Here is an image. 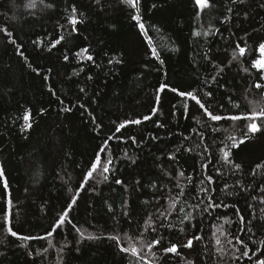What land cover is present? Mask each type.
Listing matches in <instances>:
<instances>
[{"label": "trees", "instance_id": "16d2710c", "mask_svg": "<svg viewBox=\"0 0 264 264\" xmlns=\"http://www.w3.org/2000/svg\"><path fill=\"white\" fill-rule=\"evenodd\" d=\"M29 2L0 0V28L13 34L9 37L0 31V163L4 167V176L0 177V224L10 193L14 230L22 235H44L70 197L83 187L71 215L77 227L100 239L77 245L79 237L74 231L57 230L52 239L56 248L39 255L48 248L47 241H20L0 227V264H58L60 258L64 264H130L132 258L105 237L118 233L136 240L155 239L156 233L143 230L147 217L167 208L169 197L179 199L177 211L181 207L192 211L189 205L200 201L204 197L200 188L208 186L201 185V176L212 175L216 181L212 185L216 191L209 195L217 201L236 204L246 219L251 214L248 204L256 205L259 212L258 201L249 197L258 195L257 186L264 176L254 178L250 172L257 163L264 162V132L232 150V159L242 166L234 172L220 159V140L227 134L240 139L245 122H237L235 129L230 123L221 124V131L214 134L204 130L202 139L193 131L202 130L205 119L195 102L167 88L163 92L158 89L162 84L188 91L211 89L215 97L213 107L222 103L226 111L232 112L238 110L229 103L228 96L240 103V110L264 106V89L247 91L257 79L255 70L251 74L243 70L260 57L264 0H214L215 6L199 18L194 0H142L141 12L163 64L151 55L147 40L119 0H102V10L92 0H45L53 3V8L35 0V9L27 7ZM72 4L86 15L84 22L77 25L78 34H70L66 20L65 9ZM226 17L230 19L226 21ZM197 31L208 34L196 36ZM61 35L65 39L48 51ZM13 39L16 44L10 42ZM244 42L248 46L245 56L233 61L235 45L244 46ZM17 45L21 47L18 49ZM84 47L89 48L93 61L75 55ZM65 54L67 61L63 59ZM214 64L224 69L216 83L211 80L218 71ZM205 81L209 83L206 85ZM249 101L253 103L250 105ZM184 104L189 106L187 112ZM65 107L72 111H62ZM153 109H158L155 115ZM146 115L152 118L144 121ZM93 117L101 125L98 131H94ZM131 119H141L142 123L129 124L116 133L122 139L107 140L113 160L109 180L103 184L92 180L82 184L99 147L113 135L117 125ZM29 123L31 128L27 127ZM133 136L135 142L130 139ZM187 148L193 151H186ZM173 154L175 160L169 158ZM203 163L208 164L207 169L201 167ZM216 169L223 173L219 179ZM180 171L185 177H192L191 183L178 178ZM116 179L124 184H116ZM237 180L246 185L254 181V190L239 195H225L221 191L227 182V191L234 192L231 185ZM181 188L185 195L177 197ZM206 203L203 199L201 209ZM124 210L130 217L123 215ZM197 212L199 215L194 212L196 219L192 221L196 227L185 225L184 233L175 228L161 229V244L166 247L169 241L181 243L185 236L193 235H201L203 240L194 241L191 249L180 248L181 255L163 256L159 264H185L186 260L194 264H255V256L252 261L246 257L235 261V249L227 245L224 237L221 240L227 255L221 260L215 254L213 233L226 217L238 220L233 208ZM182 215L174 212L171 222L179 225ZM217 215L220 219H216ZM224 228L237 232L236 224ZM254 231L257 236L252 239L264 238L259 227H254ZM237 234L245 240L249 236L246 231ZM76 247L80 250L75 251ZM249 247L260 254L256 244L249 243ZM61 248L63 252L59 251ZM157 255L161 253L157 251Z\"/></svg>", "mask_w": 264, "mask_h": 264}, {"label": "snow or ice", "instance_id": "6c2138e0", "mask_svg": "<svg viewBox=\"0 0 264 264\" xmlns=\"http://www.w3.org/2000/svg\"><path fill=\"white\" fill-rule=\"evenodd\" d=\"M94 5L100 7L102 10L103 3L102 0H92ZM141 2L142 0H119V4L128 10L129 18L135 22V26L139 29L140 33L145 37L147 40V43L150 48L151 55L160 61L161 64H163V60H160L159 52L157 51L156 47L153 46V40L151 38V35L149 34V26L146 25L144 21V17L141 12ZM240 2H243V0H240ZM194 3L197 7V18L201 17L202 15L206 14L207 11H210L214 6V0H194ZM232 3H237V0H232ZM40 4L44 5L46 8H53L55 5L53 3H45V0H40ZM30 9H35L37 7V4L35 0H31V2L27 5ZM152 7H156V5H152ZM229 12H232V9H228ZM66 12V20L67 24L70 26V34H78L79 30L77 28V25L82 24L84 22V19L86 18V15L84 12H81L75 4L70 5L68 8L65 9ZM227 19H230V17H226ZM61 27H64L61 25ZM0 31L4 32L7 36L11 37L13 34L7 30V28H0ZM196 36L200 35H207L208 32L201 33L200 31H197L194 33ZM64 36L61 35L58 39L55 40L54 43H52L51 47H49L48 51H51V48L56 47V45H59L63 40ZM13 44H16V40L13 39L10 41ZM33 43H36V41H33ZM42 44V41L40 42ZM21 45H17V48L19 49ZM247 43L244 42V46H241L240 43H237L235 45V50L232 53L231 59L233 61H239L241 60L247 51ZM258 51L261 54V57L259 59H253L251 61L250 68H244L243 70L246 73L251 74V70H255V73L257 74V79L253 82L251 87L247 90L248 92H251V89L254 88L256 90L264 89V42H261L258 44ZM20 55L23 56V52H20ZM76 56L80 57L81 60H88L93 61L94 57L89 54V48L84 47L81 48L78 52L75 53ZM63 59L67 61L69 59L68 55L65 54L63 56ZM210 59V57H209ZM25 60H27V57H25ZM119 63L120 61H113L109 60V63ZM31 66V65H30ZM213 67L217 69V75H213L211 80L213 83L217 82V76L222 74L224 69L221 68L219 65L214 64ZM34 71H37L36 69H33ZM48 72H51V69H48ZM47 78V77H45ZM91 79V77H88ZM209 82L205 81V84L207 85ZM168 89L169 91L175 93L179 97H183L185 99H190L195 102V105L197 106V111L200 112V115L204 117V123L201 124L202 130H195L197 131L198 135L203 139L204 137V130L210 132V133H218L221 131V124H229L232 129H235L237 127V122L244 121V128L241 130V138L237 139L235 135L227 134L225 139L220 140V143L223 145L221 148V157L220 159L223 161L224 165L230 166V168L234 172H239L242 168L241 164L236 163L232 159V150L235 148H238L240 144L245 143L247 140H250L252 136L264 132V106H253L249 107L247 110H240V103L233 101L231 96H228V101L230 104H233L234 108L238 111L232 112L231 110H225V106L222 103L216 104L215 107H213V104L215 103V97L213 94V90L209 89L208 91H203L201 89H197L195 91H188V90H180L177 87H171L166 84H162L160 88L158 89V92H163L165 89ZM81 92L84 91L83 88L80 89ZM247 99V96L245 97ZM160 97L157 95L156 97V103L159 104ZM61 103H63L61 101ZM253 102L249 101V104L251 105ZM80 107H83V105H80ZM188 105L184 104L185 112L188 111ZM158 109H153L152 115L156 114V111ZM64 112H71L72 109L70 107H65L62 109ZM152 115H146L143 117L144 121L150 120L152 118ZM25 120L28 119V116L24 117ZM199 118H197V123H199ZM93 123L96 124L95 118L93 117ZM142 123L141 119H131L126 120L119 125L116 126L115 131L112 136H109L106 138L105 142L99 147L98 152L95 154L94 159L90 163V167L88 168L87 172L84 174L82 178V184H87L89 180L94 181L96 184H103L109 180V175L112 172V165L113 160L111 158V153L109 151V146L107 143V140L112 139H122V136H117L116 133H121L123 129H125L129 124L132 125H139ZM31 123L27 125L28 128H31ZM158 127H163L164 125L158 124ZM101 128L100 124H96V127L94 128V131H98ZM226 132L228 130H225ZM155 138V137H153ZM130 139L135 142V137H130ZM185 139H189V137H185ZM199 147V145H197ZM186 151H193L192 148H187ZM172 160H175V154L169 157ZM133 163H135V160H132ZM202 168L207 169L208 164L203 163L201 165ZM217 172V178L223 176V173L219 171V169H216ZM250 175L252 177L257 176H264V162L257 163L254 168L251 169ZM4 176V167L3 164L0 163V177ZM178 178H183L187 180L189 183H191L192 177H185L184 172L180 171L178 174ZM254 182V181H253ZM250 182L247 185L244 184L241 180H237L235 184L231 185L233 189H235L234 192L229 193L227 189L230 187L227 182L224 183L223 188L221 191L225 193V195H239L240 192L249 193L253 191L252 183ZM116 184L123 185L124 181L120 179L115 180ZM137 184H139V181H136ZM201 185H204L205 183L208 185L207 187H201L200 192L204 193V197L198 201L195 204L189 205V207L192 209V211H185L182 207L177 211V205L179 204V199L176 197H169L170 203L167 208H165L163 211H159L158 209V215L156 213H153L147 217V220L145 222V226L143 227L144 232H154L157 234V237L151 241H146L142 237L139 240L134 239L132 236H126L122 237L120 234H114V235H108L105 237V239L114 241L117 248L127 255H129L132 260H130V264H154V261L156 264H159V261L162 259L163 256H167L168 254L173 255H181L180 248H187L191 249L194 245V241H202L203 236L201 235H193L190 238L188 236H185V241L181 243H175V242H168V246L164 247L161 244V241L164 239V237L161 235L160 230L161 229H176L180 233L185 232V225H191L192 227H196V225L192 224V221L196 219V215L193 213L196 212L197 215H199V212L197 210H200L202 212H208L210 209L215 210L219 209L221 207L228 208L231 207L234 209L235 214L238 216L237 221H233L231 218H225L223 220V223L216 226V231L213 233V236L215 237V254H218L220 259L222 260L226 255L227 252L225 251V247L222 246V240L221 237H224V240L226 241L227 245H231L232 248L235 249V251L232 253V258L235 261H239L242 258L246 257L249 261H252L253 256L256 257L255 264H264V238L252 239V237L257 236V232L254 231V227L260 228V236H264V181H262L258 186V195H253L249 197L251 200L258 201L259 212H257L256 205L248 204V208L251 209L250 216L246 219L245 215L241 212L240 208L236 204H227L223 200L217 201L212 195H209V193H213L216 191L215 188L212 187L213 184L216 183L215 180H213L212 175L201 176L200 178ZM177 187H180L179 183L176 185ZM4 187L7 189L8 184L7 181H4ZM80 191H83V187L79 188L76 193L70 197L68 203L66 206L57 214V218L55 222L50 225L49 229L46 230L44 235H22L17 230H14V226L12 223L13 215H12V199L11 194L8 193V200H7V211L4 216L3 224H0V227L4 228L6 230L7 235H10L11 237L16 238L20 241H47L48 242V248H45L43 252L38 253L39 255H44L48 252V249H55L56 245L52 243V239L55 238L57 234V230H65L70 229L74 231L79 239H77L76 244H82L84 241H92L100 239L99 236L93 235L90 233L86 234V229H82L81 227H77L76 223L74 222V217L71 215L73 212L74 207L77 205V200L80 197ZM95 191V189H93ZM185 195L183 189L181 188L180 192L177 194V197H183ZM203 199L207 200V203L204 205V207L201 209V203L203 202ZM186 202V201H185ZM125 208H127V202H124ZM109 211H111V207L109 206ZM177 213L179 216L180 213H183L182 217L179 219V225H174L171 222V217L173 216V213ZM123 215L126 217H130V213L126 210L123 211ZM155 216V219L153 218ZM216 219H220V215H217ZM253 221H256V225L253 224ZM118 223V221H117ZM236 224L237 232L234 233L231 230H226L224 228V225H232ZM247 232L249 234L248 239L245 240L242 238L241 235L237 234L240 232ZM233 241H235V244H233ZM249 243L256 244L258 246V250L260 252L259 255L256 254V252H253L252 248L249 247ZM236 245H239V247H236ZM27 247V245H24ZM160 246V247H158ZM65 248L68 247L66 244L64 246ZM153 249H157L161 253L160 256L157 255V251H153ZM75 251H79V247H76L74 249ZM60 252L64 251V248L59 249ZM239 253V255H236L235 253ZM145 253H148L149 255H145ZM249 253H252L250 255ZM0 255H3L2 252H0ZM31 255V252L29 253ZM58 264H64L63 259L60 258L58 261ZM185 264H194V261L186 260Z\"/></svg>", "mask_w": 264, "mask_h": 264}, {"label": "rangeland", "instance_id": "374dc122", "mask_svg": "<svg viewBox=\"0 0 264 264\" xmlns=\"http://www.w3.org/2000/svg\"><path fill=\"white\" fill-rule=\"evenodd\" d=\"M260 57H261V54H260ZM260 57H259V58H260Z\"/></svg>", "mask_w": 264, "mask_h": 264}]
</instances>
